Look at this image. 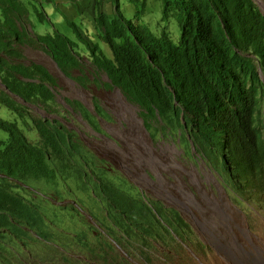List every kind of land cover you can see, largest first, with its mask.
Here are the masks:
<instances>
[{"label": "trees", "instance_id": "obj_1", "mask_svg": "<svg viewBox=\"0 0 264 264\" xmlns=\"http://www.w3.org/2000/svg\"><path fill=\"white\" fill-rule=\"evenodd\" d=\"M161 2L162 22L155 31L126 19L118 0H93L87 8L90 29L84 32L61 17L58 25L65 28L50 21L48 33L37 34L29 30L34 18L42 24L50 20L37 0H0V105L13 115L0 118L5 134L0 137V240L22 232L36 213L9 183L26 193L32 182L45 179L64 185L83 180L92 190L91 183L98 185L101 194L118 191L80 169L77 157L84 162L87 150L75 131L31 115L25 104L49 107L57 80L43 65L24 62L26 46L44 49L65 76L72 70L84 73L81 46L92 77L102 73L104 86L117 88L138 107L150 137L161 131L185 138L189 151L240 195L253 201L264 196V15L252 0ZM174 16L176 43L175 31L163 23ZM69 104L85 112L78 102ZM29 125L36 129L32 139L38 134L35 143L22 128ZM175 221L187 228L177 214Z\"/></svg>", "mask_w": 264, "mask_h": 264}, {"label": "rangeland", "instance_id": "obj_2", "mask_svg": "<svg viewBox=\"0 0 264 264\" xmlns=\"http://www.w3.org/2000/svg\"><path fill=\"white\" fill-rule=\"evenodd\" d=\"M252 1L264 15V0ZM78 2L38 1L50 20L42 24L34 18V29L29 30L45 34L52 28L50 21L62 30L65 23L64 27L58 25L61 17L80 30L90 29V9ZM118 4L126 19L138 20L150 31L162 22L161 0H118ZM84 14L89 18L83 19ZM163 23L175 31L172 40L176 43V16ZM65 34L74 36L70 29ZM22 50L26 64L43 65L57 80L49 107L25 104L31 115L57 120L75 131L87 150L82 153L84 162L77 157L80 169L106 179L118 191L101 194L98 185L91 183L96 188L92 190L83 180L64 185L45 179L32 182L27 189L31 192L26 193L9 183L36 207V213L34 222L22 232L0 240V261L3 257L8 264H233L212 243L210 232L216 228L225 241L237 235L246 249L257 245L264 250V196L255 201L256 206L222 182L189 151L185 138L180 141L178 135L170 138L161 131L150 137L138 107L117 88L104 86L107 79L102 73L92 77L81 46L77 51L85 71L72 70L68 76L44 49L26 46ZM3 89L0 82V91ZM69 101L78 102L85 112L74 110ZM0 118L11 120L13 115L0 105ZM22 128L33 143L38 140L37 132L32 139L33 125ZM0 137L5 138L4 132L0 131ZM171 209L187 229L179 226Z\"/></svg>", "mask_w": 264, "mask_h": 264}, {"label": "bare ground", "instance_id": "obj_3", "mask_svg": "<svg viewBox=\"0 0 264 264\" xmlns=\"http://www.w3.org/2000/svg\"><path fill=\"white\" fill-rule=\"evenodd\" d=\"M210 235L212 237L213 245L219 248L225 254V257H228L227 259L231 263L264 264V250L261 247L254 245L252 249H246L244 243L237 235H235V239L227 238L225 241L224 236L218 228L211 231ZM246 239L252 241L249 236H246Z\"/></svg>", "mask_w": 264, "mask_h": 264}, {"label": "crops", "instance_id": "obj_4", "mask_svg": "<svg viewBox=\"0 0 264 264\" xmlns=\"http://www.w3.org/2000/svg\"><path fill=\"white\" fill-rule=\"evenodd\" d=\"M38 1H42V0H38ZM48 1V0H47ZM80 2H78V3H81V4H83V3H85L88 7H90L92 4H93V0H79ZM86 14V13H85ZM84 14V15H85ZM87 17H88V15H86Z\"/></svg>", "mask_w": 264, "mask_h": 264}, {"label": "clouds", "instance_id": "obj_5", "mask_svg": "<svg viewBox=\"0 0 264 264\" xmlns=\"http://www.w3.org/2000/svg\"><path fill=\"white\" fill-rule=\"evenodd\" d=\"M218 175V174H217ZM219 176V175H218ZM220 177V176H219ZM220 180L222 181V178L220 177ZM223 182V181H222ZM246 197V196H245ZM248 200V199H247ZM154 202H156L157 204H159V205H161L163 208H164V206L161 204V203H159V202H157V201H154ZM254 202V204L257 206V204L255 203V201H253ZM166 209V208H165ZM171 210H173L176 214H177V211L176 210H174V209H171ZM178 215V214H177ZM179 216V215H178ZM180 218V217H179ZM181 219V218H180ZM187 228H188V226H187ZM186 228V229H187Z\"/></svg>", "mask_w": 264, "mask_h": 264}]
</instances>
